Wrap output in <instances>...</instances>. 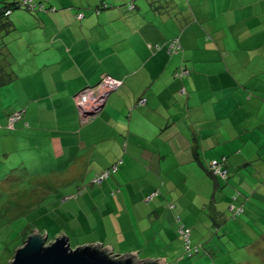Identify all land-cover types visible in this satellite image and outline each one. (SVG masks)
Listing matches in <instances>:
<instances>
[{
	"label": "crops",
	"instance_id": "obj_1",
	"mask_svg": "<svg viewBox=\"0 0 264 264\" xmlns=\"http://www.w3.org/2000/svg\"><path fill=\"white\" fill-rule=\"evenodd\" d=\"M51 4L54 14L17 11L0 31L16 75L0 86V171L51 175L38 196L50 201L44 222L77 246L163 264H264V0ZM104 75L122 84L82 123L73 97ZM222 160L226 179L212 177ZM181 228L205 258L185 257Z\"/></svg>",
	"mask_w": 264,
	"mask_h": 264
},
{
	"label": "rangeland",
	"instance_id": "obj_2",
	"mask_svg": "<svg viewBox=\"0 0 264 264\" xmlns=\"http://www.w3.org/2000/svg\"><path fill=\"white\" fill-rule=\"evenodd\" d=\"M2 129H4V131H9L6 127H3ZM27 175L29 177H22L18 170H14L13 167H9V165L6 166L5 170L0 174V264H9L13 260L16 250L24 245L23 240L27 238L32 231L43 232L42 234L47 233L49 243L60 236L59 232L61 235L65 234L62 227L44 222L45 218L49 217L46 213L50 210V201L42 200L44 198L43 192L46 190L41 188L40 184L50 186L52 182L51 175H41V178L39 176H30L32 175L30 173ZM65 182L66 181L63 180L61 183ZM40 192V198L42 199L38 197ZM216 230L217 229H214V231ZM226 240L230 246H232L230 243L234 244L236 241V239H233V241L230 242L229 239L226 238H217L219 245H222V241ZM179 241L182 246H184L182 249L184 248V253H186L185 257H187L186 242L183 238L182 240L179 239ZM191 242L192 239L190 243ZM69 244L72 249L83 246H77L76 242L74 240L71 241L70 239ZM190 245H192L194 249L195 245L193 243ZM204 245L206 246L207 243H204ZM199 246L200 249H202L199 255H203L205 258L207 256L205 250L201 245ZM112 249L114 250L113 247ZM228 249L230 248H225V250ZM113 252L115 255L121 256L132 255L127 251L118 252L114 250ZM142 255L134 256L138 260H145V257Z\"/></svg>",
	"mask_w": 264,
	"mask_h": 264
},
{
	"label": "water",
	"instance_id": "obj_3",
	"mask_svg": "<svg viewBox=\"0 0 264 264\" xmlns=\"http://www.w3.org/2000/svg\"><path fill=\"white\" fill-rule=\"evenodd\" d=\"M102 106L95 108L102 110ZM101 108V109H100ZM99 113V112H97ZM93 113L92 115H95ZM9 264H163L154 260H138L134 255H115L102 245H85L72 249L63 234L48 242V234L33 231Z\"/></svg>",
	"mask_w": 264,
	"mask_h": 264
},
{
	"label": "trees",
	"instance_id": "obj_4",
	"mask_svg": "<svg viewBox=\"0 0 264 264\" xmlns=\"http://www.w3.org/2000/svg\"><path fill=\"white\" fill-rule=\"evenodd\" d=\"M53 0H15L11 3H3L0 5V31H3L5 30V25L8 23V20L10 19V17L17 11H23V12H26L28 13L29 15H31L32 17H36L38 19L41 18V16H49V15H52L54 14L57 9L56 7H54L51 3H52ZM133 5H131L132 7ZM107 6H104V8H106ZM131 10L134 9V6L133 8H131ZM10 13L8 16H5L6 13ZM97 14L100 13V10H97L96 11ZM84 18V14L83 13H79L77 15V19L78 20H82ZM7 26V25H6ZM2 41V40H1ZM179 43V41H178ZM179 46H180V43H179ZM169 51L171 54H179L180 51H181V46H180V49L177 50V51H174V49L170 50L169 48ZM0 86L1 85H4V84H8V83H11L13 82L15 79H16V75L14 74V72L12 71V63H13V59H12V56L11 54L9 53V49H8V46H7V43H5L4 41L0 43ZM100 82V81H99ZM98 82V83H99ZM145 105V104H144ZM140 106V105H139ZM18 112H21L22 114V119L20 122H22L23 120V116H24V110H20V111H16L14 113H12L11 115H9L8 119H7V123L9 121V119L15 115L16 113ZM18 122V123H20ZM16 127V125H15ZM6 128H7V125H6ZM15 129V128H14ZM13 129V130H14ZM13 130H10V131H13ZM1 162V161H0ZM225 161L222 160L219 164H223ZM1 165H3V162L1 163ZM213 165H216V164H213ZM117 166V165H116ZM212 165H210L209 167H211ZM13 169L14 170H19L21 169V166L19 165V163H15L12 165ZM114 167V166H113ZM118 168V167H117ZM111 170V169H109ZM3 171H0V174L2 173ZM208 172L210 173L209 169H208ZM102 174V173H101ZM100 174H97L94 179ZM113 175V174H111ZM110 175V177H111ZM210 175L214 178H216L215 176H213L211 173ZM109 177V178H110ZM108 178V179H109ZM217 178H221V177H217ZM93 179V180H94ZM107 179V180H108ZM224 179V178H223ZM226 179V178H225ZM93 180L91 181V184L92 185H98V186H101L103 183H105L107 180H105L102 184H93ZM82 190L79 192V194L81 195L82 194ZM241 209V208H239ZM239 209H235V210H231V211H228L226 212V218H233V219H237L238 217H240L242 215L239 214L237 215L238 213V210ZM230 215V216H228ZM49 219V218H48ZM181 229H184V228H181ZM180 229V230H181ZM215 229H217V227H215ZM180 230H179V233H180ZM190 230V229H189ZM191 231V230H190ZM33 232V231H32ZM31 232V233H32ZM48 232V231H46ZM40 233H43V232H40ZM180 236L185 240V237L182 236L180 234ZM190 236H191V233H190ZM190 236L188 238L189 240V243L186 242V245H189L190 246V250L188 251L187 250V253H188V257H192L193 255H198L200 253V246L197 245L194 247H191V243H190ZM27 238H25L23 240V242L25 243V240ZM193 249V250H192Z\"/></svg>",
	"mask_w": 264,
	"mask_h": 264
},
{
	"label": "built area",
	"instance_id": "obj_5",
	"mask_svg": "<svg viewBox=\"0 0 264 264\" xmlns=\"http://www.w3.org/2000/svg\"><path fill=\"white\" fill-rule=\"evenodd\" d=\"M131 8H133V6ZM9 14L10 13L8 12L5 14V16H8ZM172 49H174V51L180 49L178 41H175L170 45V50ZM187 75H188L187 71H183L180 74L181 77ZM121 84L122 83L120 81L115 80L107 75H104L101 77L100 82L96 86L88 87L80 91L78 94H76L73 98V103L80 114L82 123H88L93 118L97 117L101 111L96 110L95 108H98L100 106L104 108L110 95L114 93L116 90H118ZM145 103H146L145 99H141L139 101V105H144ZM93 113L96 114L92 115ZM21 114H22L21 112H18L9 119L7 123V129L13 130L15 128V125L18 122H20L22 119ZM117 171H118L117 166L112 167L111 170H108L98 175L93 180V184H102L105 180H107L110 177L111 174L116 173ZM209 171L213 176L221 177L224 179L227 177V173H228L227 170L224 169L223 164L212 165L211 167H209ZM242 212L243 209H239L237 215L241 214ZM190 233L191 231L189 229L180 230V234L185 237V240L188 243H189L188 238L190 236ZM186 249L189 251L191 248L189 245H187Z\"/></svg>",
	"mask_w": 264,
	"mask_h": 264
},
{
	"label": "clouds",
	"instance_id": "obj_6",
	"mask_svg": "<svg viewBox=\"0 0 264 264\" xmlns=\"http://www.w3.org/2000/svg\"><path fill=\"white\" fill-rule=\"evenodd\" d=\"M95 86H96V85H95ZM93 87H94V86H93ZM85 89H86V88H85ZM83 90H84V89H83ZM78 93H79V92H78ZM78 93H77V94H78ZM110 96H111V95H110ZM73 98H74V97H73ZM108 99H109V98H108ZM73 104H74V103H73ZM105 105H106V104H105ZM74 106H75V105H74ZM104 107H105V106H104Z\"/></svg>",
	"mask_w": 264,
	"mask_h": 264
},
{
	"label": "bare ground",
	"instance_id": "obj_7",
	"mask_svg": "<svg viewBox=\"0 0 264 264\" xmlns=\"http://www.w3.org/2000/svg\"><path fill=\"white\" fill-rule=\"evenodd\" d=\"M116 80V79H115Z\"/></svg>",
	"mask_w": 264,
	"mask_h": 264
}]
</instances>
